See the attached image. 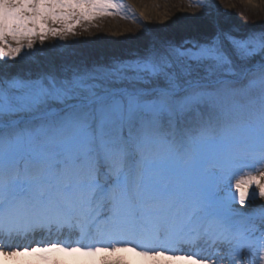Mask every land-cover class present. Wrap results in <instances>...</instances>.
I'll use <instances>...</instances> for the list:
<instances>
[{
  "label": "snow or ice",
  "instance_id": "6c2138e0",
  "mask_svg": "<svg viewBox=\"0 0 264 264\" xmlns=\"http://www.w3.org/2000/svg\"><path fill=\"white\" fill-rule=\"evenodd\" d=\"M124 11L0 0V264H264V29L65 43Z\"/></svg>",
  "mask_w": 264,
  "mask_h": 264
},
{
  "label": "rangeland",
  "instance_id": "374dc122",
  "mask_svg": "<svg viewBox=\"0 0 264 264\" xmlns=\"http://www.w3.org/2000/svg\"><path fill=\"white\" fill-rule=\"evenodd\" d=\"M118 2L125 6L124 13L98 18L87 31L78 26L77 34L70 36L65 43L80 41L73 47L86 53L121 52L130 47V39L146 41L159 36L179 40L197 35L187 26L210 27L212 18L218 19L226 28H239L241 33L264 29V0H209L207 9L203 4H195L194 0H143L140 4L133 0ZM55 43V40L46 41L38 58L47 56L52 51L49 46ZM16 66L27 68L30 65L24 62Z\"/></svg>",
  "mask_w": 264,
  "mask_h": 264
},
{
  "label": "bare ground",
  "instance_id": "6f19581e",
  "mask_svg": "<svg viewBox=\"0 0 264 264\" xmlns=\"http://www.w3.org/2000/svg\"><path fill=\"white\" fill-rule=\"evenodd\" d=\"M133 1H135L137 4L143 3V0H133ZM259 203H260V201L257 200L256 204H259ZM23 243H27V242H23Z\"/></svg>",
  "mask_w": 264,
  "mask_h": 264
}]
</instances>
